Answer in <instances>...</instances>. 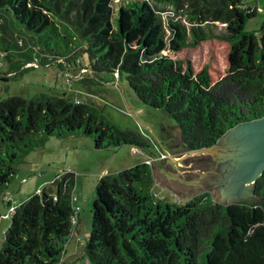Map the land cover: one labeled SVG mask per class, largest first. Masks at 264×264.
Instances as JSON below:
<instances>
[{
    "label": "trees",
    "instance_id": "1",
    "mask_svg": "<svg viewBox=\"0 0 264 264\" xmlns=\"http://www.w3.org/2000/svg\"><path fill=\"white\" fill-rule=\"evenodd\" d=\"M165 6L178 15L175 48L210 38L227 43L220 78L212 81L206 63L194 71L189 59L159 51V37L131 42L129 34L143 25L147 10ZM256 11V4L243 0H0V57L6 56L8 72L16 73L32 59L64 65L60 58L68 61L84 51L87 62H77L88 71L80 79L84 86L91 76L106 80V73L117 71L141 101L180 126L181 149H196L215 142L228 127L264 114V31L244 27ZM17 31L30 37L27 48ZM70 133L91 137L97 148L149 145L83 98L7 95L0 98V195L26 150L46 135ZM152 185L145 160L99 176L85 240L89 262L264 264V169L255 180L258 199L221 203L204 190L171 201ZM73 186V171L57 173L49 187L13 205L0 264H59L73 228Z\"/></svg>",
    "mask_w": 264,
    "mask_h": 264
},
{
    "label": "rangeland",
    "instance_id": "2",
    "mask_svg": "<svg viewBox=\"0 0 264 264\" xmlns=\"http://www.w3.org/2000/svg\"><path fill=\"white\" fill-rule=\"evenodd\" d=\"M243 2L264 8V0H243ZM163 8L160 11L147 10L143 25L129 34L131 42H138L142 36L145 40L159 37L163 43L159 51L173 57L189 59L194 71L206 63L212 81L220 78L227 67V43L224 40L210 38L201 40L193 46L175 48L174 35L179 34V30L173 20L178 15L168 6ZM263 21L264 10L258 8L255 14L246 18L244 27L249 30L264 31ZM15 34H20L21 45L27 48L31 43L30 37L24 32L17 31ZM44 55L41 53L42 57ZM68 58V61H62L60 58L64 65H60L56 60L39 63L38 60L32 59L25 63L28 66H20V70L13 73L8 72L10 61L6 56H1L0 98L10 94L29 97L45 92L64 94L76 99L80 97L93 103L105 117L119 127L138 132L149 145L145 149L127 143L97 148L93 145L91 137L81 133H70L66 136L46 135L41 143L26 150L22 158L17 161L16 172L0 197L6 190L8 194L25 193L27 197L31 191H35L36 186L49 187L54 175L61 170L73 171V203H78L79 209L75 232L70 233L67 238L59 264H92L85 253V240L91 224L94 185L102 174L99 171L132 163L133 159L138 161L145 160L150 155L156 156L155 160L150 161L153 175L152 189L171 201H183L195 193L209 190L204 188L188 194L183 192L192 190L193 184L188 181L198 177V172L204 168L203 162L198 158L206 156L207 152L173 158L191 150L179 147L175 125L170 123L173 122L170 116L161 109L141 101L128 86L122 74L117 72L112 75L106 73V80L91 76L93 78L88 81L89 86H84L80 79L82 76H87L88 71L77 62L79 60L85 64L86 53L84 51L73 53ZM1 75L6 77L2 78ZM94 80L98 82L95 83ZM228 133L218 140L225 139ZM210 193L212 194V191ZM6 208L4 202L0 200V246L3 232L8 225L4 223H9L10 220V216L2 215Z\"/></svg>",
    "mask_w": 264,
    "mask_h": 264
},
{
    "label": "water",
    "instance_id": "3",
    "mask_svg": "<svg viewBox=\"0 0 264 264\" xmlns=\"http://www.w3.org/2000/svg\"><path fill=\"white\" fill-rule=\"evenodd\" d=\"M175 132L177 137L181 136L178 124L175 125ZM226 133L225 139L218 140ZM190 150L181 156H171L179 158L207 152L206 156L198 158L204 168L198 172V177L188 181L193 188L183 191L185 194L208 188L221 203L259 198L254 192V185L264 169V114L238 122L228 127L215 142Z\"/></svg>",
    "mask_w": 264,
    "mask_h": 264
},
{
    "label": "crops",
    "instance_id": "4",
    "mask_svg": "<svg viewBox=\"0 0 264 264\" xmlns=\"http://www.w3.org/2000/svg\"><path fill=\"white\" fill-rule=\"evenodd\" d=\"M170 123H173V122H170ZM174 124V123H173ZM175 125V124H174ZM138 158V157H137ZM136 159V158H135ZM135 162L134 159L132 161V163ZM131 162L130 163H126V165H129V164H132ZM125 164V163H123ZM126 165H121L120 167H112V168H108V169H102L101 171H99L100 173H105V172H114ZM38 187H41V186H36L35 190L38 188ZM34 192V191H33ZM32 193V191H31ZM30 193V194H31ZM29 194V195H30ZM24 198H26V195L25 193L22 194V195H13L12 193L11 194H8L7 193V190L2 194L1 196V199L3 200L4 204H5V207H7V202L10 201L13 205L16 204V203H19L21 200H23ZM76 199V197H75ZM78 205V203H76ZM3 213V212H2ZM4 217H8V216H4ZM4 224H8V222H5ZM75 231V230H74Z\"/></svg>",
    "mask_w": 264,
    "mask_h": 264
},
{
    "label": "built area",
    "instance_id": "5",
    "mask_svg": "<svg viewBox=\"0 0 264 264\" xmlns=\"http://www.w3.org/2000/svg\"><path fill=\"white\" fill-rule=\"evenodd\" d=\"M258 8H260L261 10H264V8H262L261 6H257V9ZM84 68L86 69V67H84ZM115 72H117V71H115ZM75 100H78V99L75 98ZM133 150H135V148H133ZM155 159H156V156L150 155L148 158H145V161L150 163L151 160H155ZM67 170H69V169H63V170H61L58 173L62 174V173H64ZM40 190H41V187H38L35 191L39 192ZM73 198L74 197L72 196V199ZM78 209H79V205L73 204V214L71 216V220H72V223H73V229H72L71 233L75 232L74 230H75V223H76V219H77ZM13 210H14V206H13V204H11L10 206H8L6 208V211L3 212L2 215L3 216H9L13 212Z\"/></svg>",
    "mask_w": 264,
    "mask_h": 264
},
{
    "label": "flooded vegetation",
    "instance_id": "6",
    "mask_svg": "<svg viewBox=\"0 0 264 264\" xmlns=\"http://www.w3.org/2000/svg\"><path fill=\"white\" fill-rule=\"evenodd\" d=\"M177 135V134H176Z\"/></svg>",
    "mask_w": 264,
    "mask_h": 264
}]
</instances>
